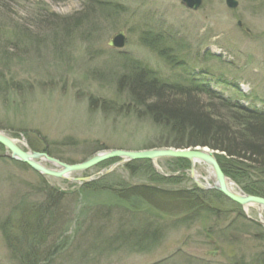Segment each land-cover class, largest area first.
<instances>
[{
  "label": "rangeland",
  "instance_id": "1",
  "mask_svg": "<svg viewBox=\"0 0 264 264\" xmlns=\"http://www.w3.org/2000/svg\"><path fill=\"white\" fill-rule=\"evenodd\" d=\"M201 1L190 11L179 0H0V132L21 150H46L66 164L110 150L175 149L163 146L172 132L154 124L145 101L130 92L134 71L141 70L161 83L194 80L264 112V0H236L235 8L225 0ZM119 33L123 47L110 46ZM193 100L211 117L203 96ZM217 108L215 121L237 133L248 130ZM199 148L212 150H178ZM212 151L239 183L228 177L235 191L264 187L257 164L238 166ZM8 155L0 146V264H20L5 236L26 218L36 220L48 193L58 197L44 217L39 264H264L258 223L264 211L242 208L214 190L203 163L113 159L56 179ZM126 185L205 195L180 216L148 206L131 216L105 191ZM22 239L14 238L15 247Z\"/></svg>",
  "mask_w": 264,
  "mask_h": 264
},
{
  "label": "trees",
  "instance_id": "2",
  "mask_svg": "<svg viewBox=\"0 0 264 264\" xmlns=\"http://www.w3.org/2000/svg\"><path fill=\"white\" fill-rule=\"evenodd\" d=\"M134 73L135 78L130 82L132 96L136 102L141 99L144 100V103H146V106H143L145 107V113L151 116L154 123L160 128L167 127L174 137L172 142H166L163 146L175 149L209 147L212 150L223 152L225 156L222 160L228 159L229 163L232 164L238 162V166L246 162L255 166L257 164L259 166L258 170L261 169L260 171L264 173V145L261 146L259 144L261 140H264V112L245 110L232 98L222 96L208 87V85L197 83L194 80L187 86H179L161 83L156 78H149L150 76L142 70L138 73L134 71ZM10 87L14 88L12 85ZM198 96H203L207 100L211 117L209 114L205 115L203 112H200V106L193 100V98ZM216 107H218V110L230 114L231 119L235 122L237 121L236 125L239 123V127L243 126L244 129L247 128L248 130L237 133L235 132L237 130L228 129L223 123L215 121V118H212V116H216L214 114L217 112ZM216 114L221 113L217 112ZM218 117L221 119L222 115ZM252 125H258V127H252ZM246 131L249 134H245ZM254 135L258 136L259 140L254 138ZM44 152L50 155L46 150ZM245 153H249L250 155L246 156ZM218 161L225 175L231 177L232 181L239 184L232 175L226 172L227 168L221 163L220 159ZM131 163L133 162H128L127 164ZM258 188H255V196L264 198V187ZM241 190L245 194L254 195L250 190L242 186ZM105 191L115 201L116 207L124 211L125 214L129 213L131 216L144 206L180 216L186 212V209H191L198 205L200 203L199 200L205 195V192L194 188L182 193H175L164 192L150 187H128L127 185L109 187ZM80 195H83L85 198V194L81 190ZM57 197L55 193H48L47 201H45L46 206L43 205L40 213L35 212L36 220L32 221L26 218V223L20 228L18 227L19 230H15L16 234L11 238H9L8 234L5 236L7 246L11 249L13 248V251L17 253L16 256L20 264L41 263L39 248L44 244L48 229L44 225V217L47 211H49L50 200L57 199ZM91 199L94 198L91 197ZM238 216L245 219L241 213ZM17 236L20 240L23 238V242L18 245L20 248L18 246L15 247L14 238ZM104 246L106 245L104 244Z\"/></svg>",
  "mask_w": 264,
  "mask_h": 264
},
{
  "label": "water",
  "instance_id": "3",
  "mask_svg": "<svg viewBox=\"0 0 264 264\" xmlns=\"http://www.w3.org/2000/svg\"><path fill=\"white\" fill-rule=\"evenodd\" d=\"M180 4L183 5L187 10L197 11L202 1L201 0H179ZM227 7L235 8L237 3L235 0H225ZM123 34H117L116 38L110 41L109 45L112 47L121 48L123 47ZM0 145L7 148L10 153L9 157L13 160L20 161L27 164L33 170L38 173L45 174L54 178H62L65 174L71 172H83L90 169L102 162L118 159L120 162H131L136 160H148L154 161L160 158H179L188 160L191 165L195 162H200L205 164L208 169L214 174V187L213 189L224 195L230 201L238 204L242 208L245 207H258L264 211V198L255 197L251 195L244 194L240 191H235L229 188L226 184L225 176L220 170L217 161L215 160L214 154L208 150H175V149H155V150H144L138 152H127L120 150H110L97 153L89 160L76 164L74 166H68L59 162L56 159L49 157L47 154H38L35 152L24 153L18 147H16L13 142L6 136L0 133ZM46 160L48 163L53 164L58 171L47 169L43 166L37 164L36 160ZM35 160V161H34ZM191 174L193 176L194 172L191 169ZM194 178V177H193ZM196 180V179H194ZM199 188H202L196 181ZM203 189V188H202ZM258 223L264 228V223L258 221ZM212 256L216 255V252L210 253Z\"/></svg>",
  "mask_w": 264,
  "mask_h": 264
},
{
  "label": "bare ground",
  "instance_id": "4",
  "mask_svg": "<svg viewBox=\"0 0 264 264\" xmlns=\"http://www.w3.org/2000/svg\"><path fill=\"white\" fill-rule=\"evenodd\" d=\"M236 1V0H235ZM236 3H237V1H236ZM237 6H238V4H237ZM212 89V88H211ZM214 90V89H213ZM215 91V90H214ZM218 93V92H217ZM220 94V93H219ZM222 95V94H221ZM237 103H238V105H240V106H242L245 110H249V111H252V109H250L248 106H244L243 105V102H240V101H236ZM155 124V123H154ZM1 133V132H0ZM1 134H3V133H1ZM4 136H6L8 139H10L12 142H13V144H15L16 145V147H18L19 148V146L17 145V143H16V141H14L11 137H8L7 135H5V134H3ZM1 146V145H0ZM6 152H8V150H7V148H5V147H2ZM20 149V148H19ZM163 149H165V148H163ZM21 150V149H20ZM178 150V149H177ZM199 150H208V151H210V152H212L213 153V151L212 150H209V149H202V148H199V149H197V150H195V151H199ZM22 152H24V153H29V152H31V150H22ZM32 152H35V153H38V154H46L45 152H38V151H32ZM9 153V152H8ZM9 155H10V153H9ZM9 155H8V158L9 159H11L10 157H9ZM96 155V154H95ZM94 156V155H93ZM93 156H91L90 158H92ZM90 158H88L87 160H89ZM160 159H162V158H160ZM160 159H157V160H154L153 162H157V161H159ZM172 159H179V158H172ZM11 160H13V159H11ZM86 160V161H87ZM115 160H118V159H115ZM13 161H16L17 163H20V164H22V165H24V166H26L28 169H30L32 172H34L35 174H37V175H39V176H42V177H51V176H48V175H45V174H41V173H38L37 171H35V170H33L31 167H29L27 164H25V163H22V162H20V161H17V160H13ZM35 161V160H34ZM59 162H61L60 160H58ZM119 162H120V160H118ZM137 161V160H136ZM36 162H38L37 164H39L40 166H43V167H45L44 165H43V163H48V161H46V160H36ZM85 162V161H84ZM131 162H134V161H131ZM152 162V161H151ZM189 162V161H188ZM62 163V162H61ZM83 163V162H82ZM125 163V162H124ZM190 163V162H189ZM48 164H50V165H52L53 166V168H54V171H58V169H56V167L53 165V164H51V163H48ZM63 164H66V163H64L63 162ZM77 164H80V163H77ZM191 164V163H190ZM196 164H199L198 162H195V163H193V166H195ZM66 165H68V166H74V165H76V164H66ZM97 166V165H96ZM218 166H219V168H220V170L221 171H223L222 170V167H221V165L220 164H218ZM95 167V166H94ZM46 168V167H45ZM47 169H49V168H47ZM51 170V169H50ZM88 170V169H87ZM111 170V169H110ZM86 171V170H85ZM209 171V175L211 176V177H213V179H214V174L211 172V170L209 169L208 170ZM73 173H79V172H71V173H67V174H65L62 178H56V179H66V178H69L68 177V175H70V174H73ZM108 173V172H107ZM106 173V174H107ZM223 173V172H222ZM224 175V174H223ZM225 176V175H224ZM52 178H54V177H52ZM200 177H199V175L196 173V174H194V179H196V180H198ZM225 180H226V184L229 186V188H231L232 190H234L233 189V187H232V184H230V183H227L228 181H230V179L227 177L226 178V176H225ZM77 192H78V190H77ZM245 194V193H244ZM248 195V194H247ZM79 198H80V200H82V202L84 201V196L83 195H80L79 196Z\"/></svg>",
  "mask_w": 264,
  "mask_h": 264
}]
</instances>
